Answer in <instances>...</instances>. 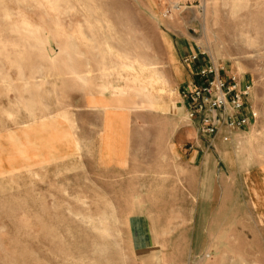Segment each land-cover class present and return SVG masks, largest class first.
<instances>
[{"label":"rangeland","instance_id":"obj_1","mask_svg":"<svg viewBox=\"0 0 264 264\" xmlns=\"http://www.w3.org/2000/svg\"><path fill=\"white\" fill-rule=\"evenodd\" d=\"M210 65L250 87L211 138ZM0 264H264V0H0Z\"/></svg>","mask_w":264,"mask_h":264},{"label":"built area","instance_id":"obj_2","mask_svg":"<svg viewBox=\"0 0 264 264\" xmlns=\"http://www.w3.org/2000/svg\"><path fill=\"white\" fill-rule=\"evenodd\" d=\"M195 60L197 55L190 57V61ZM220 70L212 65L199 68L196 77L200 83H193L180 93L187 120L196 125L201 136L209 138L216 136L220 127L238 129L248 123L238 113L250 87L240 89L236 77L223 79ZM223 141L226 142L227 137H223Z\"/></svg>","mask_w":264,"mask_h":264},{"label":"crops","instance_id":"obj_3","mask_svg":"<svg viewBox=\"0 0 264 264\" xmlns=\"http://www.w3.org/2000/svg\"><path fill=\"white\" fill-rule=\"evenodd\" d=\"M195 52H197V53H195ZM194 55L192 54V55H190V57L191 56H196L197 54V56H200V52H198V51H194ZM199 58V57H198ZM237 82H238V86H239V88L240 89H243L245 86H248L245 82H243V81H241L240 79H237ZM118 92H119V95H122V93H120L121 92V90H117ZM199 194H201V196H203V195H205L206 194V192L205 191H202L201 193H199ZM202 200H206V198L204 197V198H202L201 199V201ZM138 225H137V228H136V232L134 233V228L131 226V224H129L130 226H129V228H130V231H131V233H132V238H133V240H134V236H136V238H137V241H142V242H145V241H147V240H149V237H147L148 235H147V233L145 234V232H144V230H143V225L141 224V223H137ZM140 233V234H139Z\"/></svg>","mask_w":264,"mask_h":264},{"label":"bare ground","instance_id":"obj_4","mask_svg":"<svg viewBox=\"0 0 264 264\" xmlns=\"http://www.w3.org/2000/svg\"><path fill=\"white\" fill-rule=\"evenodd\" d=\"M240 22V21H239ZM243 23V22H242Z\"/></svg>","mask_w":264,"mask_h":264}]
</instances>
